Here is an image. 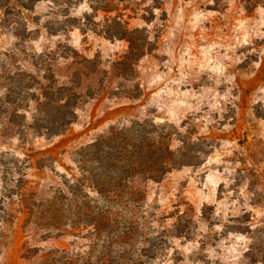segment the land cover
Wrapping results in <instances>:
<instances>
[{
	"label": "rangeland",
	"instance_id": "374dc122",
	"mask_svg": "<svg viewBox=\"0 0 264 264\" xmlns=\"http://www.w3.org/2000/svg\"><path fill=\"white\" fill-rule=\"evenodd\" d=\"M0 264H264V0H0Z\"/></svg>",
	"mask_w": 264,
	"mask_h": 264
},
{
	"label": "trees",
	"instance_id": "16d2710c",
	"mask_svg": "<svg viewBox=\"0 0 264 264\" xmlns=\"http://www.w3.org/2000/svg\"><path fill=\"white\" fill-rule=\"evenodd\" d=\"M68 120H65V123L67 122ZM100 143L98 142V143H96V144H94L93 145V147L95 148V147H97V146H100L99 145ZM121 148H123V147H121ZM117 152H119V154L121 155V157H119L117 160L119 161H122L121 159H125L124 158V156L123 155H129V157H127L126 158V164L125 165H123V163H122V165L123 166H120V167H117L116 168V170L117 171H119V179H125L126 178V173L128 174V173H130V171H131V173H132V170H133V167L132 166H130V164L131 163H133V159H134V151L132 152V153H129V150L128 149H126V147H125V149L124 150H122V151H120V149H117ZM107 154V156L105 157L106 159H112L111 158V156H110V152H108V153H106ZM119 155V156H120ZM163 171V170H162ZM162 171H160L159 169H155V170H147V172L145 171L144 172V175L147 177V178H149V179H153V180H155V179H158V177L160 178L163 174H164V172H162ZM143 174V173H142ZM132 175V174H131ZM129 177V175H127V178ZM155 247L156 246H152V248H151V250H154L155 249Z\"/></svg>",
	"mask_w": 264,
	"mask_h": 264
}]
</instances>
